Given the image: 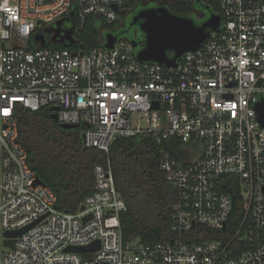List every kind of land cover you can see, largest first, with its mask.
<instances>
[{
    "label": "built area",
    "instance_id": "built-area-1",
    "mask_svg": "<svg viewBox=\"0 0 264 264\" xmlns=\"http://www.w3.org/2000/svg\"><path fill=\"white\" fill-rule=\"evenodd\" d=\"M214 1L218 29L168 66L139 60L119 36L88 51L35 45L62 18L115 22L122 0H0V234L15 239L0 264H264V126L255 107L264 99V0ZM54 105L57 121L82 124L85 145L106 152L136 134L179 142L160 162L177 192L171 240L124 236L127 204L110 163L95 165V188L77 211L58 208L29 166L17 114ZM228 185L243 206L231 227ZM199 225L206 231L194 233ZM207 229L213 237L192 240Z\"/></svg>",
    "mask_w": 264,
    "mask_h": 264
},
{
    "label": "trees",
    "instance_id": "trees-1",
    "mask_svg": "<svg viewBox=\"0 0 264 264\" xmlns=\"http://www.w3.org/2000/svg\"><path fill=\"white\" fill-rule=\"evenodd\" d=\"M210 4L211 11L217 12L218 3L210 0ZM149 5L152 4H145V0H122L119 18L113 23L104 22L100 17L93 16L81 27L74 15L75 42L65 46L49 41L47 46L88 51L104 43L107 32H113L119 38L130 41L131 30H124L129 25L125 26L120 22L131 20L139 9ZM196 7L206 9L207 6L203 0H176L172 3L171 10L180 15L193 17L199 22L204 16L196 12ZM17 114L19 138L28 151L29 166L54 192L58 208L77 211L82 201L95 188V165L110 163L117 189L127 204V210L120 217L124 236L126 238L138 236L143 243L169 241L174 237L171 211L177 192L166 179L160 162L168 152L172 155L179 153L177 151L181 146L179 142L169 140L158 142L151 136L136 134L116 138L106 152L85 145L82 138L85 127L82 124L76 127H63L53 117L50 106H44L38 111L19 106ZM223 190L233 197V211L229 220L231 227L241 217L242 199L238 189L233 185L224 186ZM201 230L206 231V228L199 225L194 227L193 232ZM213 232L207 229L206 234H197L192 240L211 238L214 236Z\"/></svg>",
    "mask_w": 264,
    "mask_h": 264
},
{
    "label": "water",
    "instance_id": "water-1",
    "mask_svg": "<svg viewBox=\"0 0 264 264\" xmlns=\"http://www.w3.org/2000/svg\"><path fill=\"white\" fill-rule=\"evenodd\" d=\"M115 9L120 10V6L115 5ZM73 15V14H71ZM65 19H59L50 29L53 32L52 41L61 42L65 46H70L75 42L74 26L64 30L61 26ZM221 22V17L216 12L208 11V15L203 20L197 22L193 17L177 14L171 10L168 5H149L139 9L129 22V27L124 29L130 31L133 45L137 58L142 61H155L168 66L177 64L178 59L186 52L198 49L208 37L210 31L217 30ZM137 27V33L134 30ZM118 39V35L113 32L105 34L104 45L113 47ZM143 43V45H141ZM47 37L45 33L39 31L35 34V45L45 46ZM75 54L77 52H74ZM258 113V119L264 126V99H261L255 105ZM58 106H51L53 117L57 120L58 116L55 112ZM63 127H76L78 124L63 123ZM85 140V133L82 134ZM38 181L43 182L40 178ZM84 209V206L81 207ZM39 221V220H38ZM38 221L28 225L22 229L6 231V236L17 237L28 228L32 227ZM5 245L14 248L15 239H6ZM98 247L96 243L85 246L68 247L66 250L81 251L84 249Z\"/></svg>",
    "mask_w": 264,
    "mask_h": 264
},
{
    "label": "flooded vegetation",
    "instance_id": "flooded-vegetation-1",
    "mask_svg": "<svg viewBox=\"0 0 264 264\" xmlns=\"http://www.w3.org/2000/svg\"><path fill=\"white\" fill-rule=\"evenodd\" d=\"M176 1V0H147L145 1V4H149L151 3L153 5H158V6H161V5H168L170 8H171V5L172 3ZM196 1H199V0H196ZM205 3H206V9H201L200 7H196V12L198 14H201L203 15L204 17L207 16V11H211V4H210V0H203ZM54 25H50L49 27L46 28V30H48L50 32V34L45 31V36L47 37V41H52L51 40V37L53 35V32L50 30L52 29ZM62 28L64 30L70 28V27H73L74 26V32H75V29H76V23L75 21L73 20V18L71 19H65L62 24H61ZM134 30L136 31L135 33H137V27L135 26ZM55 42V41H54ZM57 43H61V42H57ZM63 44V43H62Z\"/></svg>",
    "mask_w": 264,
    "mask_h": 264
},
{
    "label": "rangeland",
    "instance_id": "rangeland-1",
    "mask_svg": "<svg viewBox=\"0 0 264 264\" xmlns=\"http://www.w3.org/2000/svg\"><path fill=\"white\" fill-rule=\"evenodd\" d=\"M145 1H147V0H145ZM196 17H197V16H196ZM197 18H198V17H197ZM129 22H130V20L126 19L125 22L122 20L120 23H122L123 25L127 26V25H129ZM124 23H125V24H124ZM49 25H50V24H48L47 26L49 27ZM46 31L50 34V32H49L48 30H46ZM5 250H8V247H6V246L4 245V243H3V237H2V235L0 234V256L2 255V252L5 251Z\"/></svg>",
    "mask_w": 264,
    "mask_h": 264
},
{
    "label": "snow or ice",
    "instance_id": "snow-or-ice-1",
    "mask_svg": "<svg viewBox=\"0 0 264 264\" xmlns=\"http://www.w3.org/2000/svg\"><path fill=\"white\" fill-rule=\"evenodd\" d=\"M5 114H7V109H5Z\"/></svg>",
    "mask_w": 264,
    "mask_h": 264
}]
</instances>
